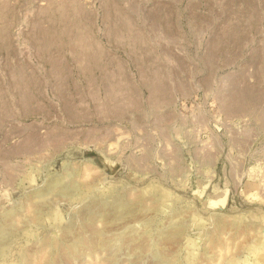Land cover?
Listing matches in <instances>:
<instances>
[{
    "label": "rangeland",
    "instance_id": "1",
    "mask_svg": "<svg viewBox=\"0 0 264 264\" xmlns=\"http://www.w3.org/2000/svg\"><path fill=\"white\" fill-rule=\"evenodd\" d=\"M0 264H264V0H0Z\"/></svg>",
    "mask_w": 264,
    "mask_h": 264
}]
</instances>
